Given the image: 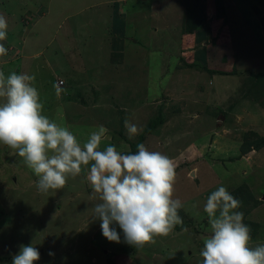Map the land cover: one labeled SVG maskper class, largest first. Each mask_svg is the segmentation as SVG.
Masks as SVG:
<instances>
[{
    "label": "rangeland",
    "instance_id": "obj_1",
    "mask_svg": "<svg viewBox=\"0 0 264 264\" xmlns=\"http://www.w3.org/2000/svg\"><path fill=\"white\" fill-rule=\"evenodd\" d=\"M195 1L0 0L8 22L0 70L35 76L44 114L81 144L103 125L101 149L134 153L147 124L164 115L142 143L173 160L174 198L184 205L183 223L155 244L135 248L118 226L121 242H110L93 219L100 201L87 168L42 193L0 144V264H12L21 245L38 248L35 264H203L204 205L220 186L241 202L250 247L264 245V145L240 149L244 134L264 137V82L250 79L264 71V0H222L223 17L215 0H199L197 26L185 32ZM126 119L138 135L129 137Z\"/></svg>",
    "mask_w": 264,
    "mask_h": 264
},
{
    "label": "clouds",
    "instance_id": "obj_2",
    "mask_svg": "<svg viewBox=\"0 0 264 264\" xmlns=\"http://www.w3.org/2000/svg\"><path fill=\"white\" fill-rule=\"evenodd\" d=\"M8 22L0 15V42L7 39ZM8 49L0 43V58ZM35 76L0 70V144L15 151L32 170L42 193L62 189L69 177L87 168L86 179L100 203L94 217L102 235L110 242H124L142 248L168 236L183 223L179 210L183 203L174 198L175 163L168 156L150 151L143 143L135 153H122L114 145L101 149L107 129L101 125L83 144L66 126L44 114L40 94L33 85ZM59 96L64 90L55 86ZM130 138L141 131L127 119ZM241 202L224 186L207 198L204 211L210 234L203 241V264H264V245L250 247L251 228L238 209ZM49 255L54 253L49 252ZM40 252L32 245H21L12 264H35Z\"/></svg>",
    "mask_w": 264,
    "mask_h": 264
},
{
    "label": "trees",
    "instance_id": "obj_3",
    "mask_svg": "<svg viewBox=\"0 0 264 264\" xmlns=\"http://www.w3.org/2000/svg\"><path fill=\"white\" fill-rule=\"evenodd\" d=\"M199 4V0H196L194 3V7L193 10H188V17L190 20V23L187 25L188 27L184 30L185 32H190L194 26H197L196 24L194 25V22H192V20L194 21V18L196 16V11L194 9H196V6ZM215 8L217 10V14H219L220 17L224 16L225 13V8L224 5L222 3V0H215ZM24 24H26V21L24 20L23 22ZM196 23V22H195ZM21 53H17L15 57H20L23 55H21ZM221 73V74H225L224 71H212V73ZM251 81L256 82V83H262L264 82V71H259L256 74H251ZM254 79V80H253ZM251 82V83H253ZM65 85V84H64ZM264 89V83H263V88ZM247 95V94H246ZM249 97V96H248ZM165 120L164 115L159 114L158 116H156L154 119H152L147 126L144 128L143 132L140 134V137L138 138L137 143L134 144V153L137 151V145L143 142V139L145 137L146 133H151V131L153 129H155L157 126H159L160 124H162V122ZM244 139L243 142L240 146V149L242 152L244 151H249L250 149H256L258 150L261 146L264 145V137L263 136H257L256 133L254 131L250 132V136L249 133L244 134ZM232 195H236V193H232ZM250 197V196H249ZM245 202V201H244ZM183 227L179 226V230H181ZM253 233H251L252 235ZM109 263H113L111 260H109Z\"/></svg>",
    "mask_w": 264,
    "mask_h": 264
},
{
    "label": "built area",
    "instance_id": "obj_4",
    "mask_svg": "<svg viewBox=\"0 0 264 264\" xmlns=\"http://www.w3.org/2000/svg\"><path fill=\"white\" fill-rule=\"evenodd\" d=\"M64 85V81L62 79H58L56 82V86L62 87Z\"/></svg>",
    "mask_w": 264,
    "mask_h": 264
},
{
    "label": "crops",
    "instance_id": "obj_5",
    "mask_svg": "<svg viewBox=\"0 0 264 264\" xmlns=\"http://www.w3.org/2000/svg\"><path fill=\"white\" fill-rule=\"evenodd\" d=\"M26 55L29 56V57H32V58H33V56H35L36 53H35V54H33V53H32V54H29V53H28V54H26Z\"/></svg>",
    "mask_w": 264,
    "mask_h": 264
}]
</instances>
